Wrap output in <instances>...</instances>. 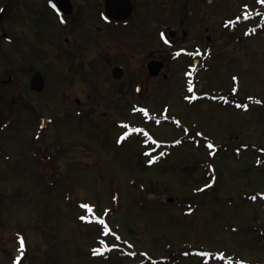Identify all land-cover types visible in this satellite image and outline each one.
I'll list each match as a JSON object with an SVG mask.
<instances>
[{
    "label": "rangeland",
    "instance_id": "1",
    "mask_svg": "<svg viewBox=\"0 0 264 264\" xmlns=\"http://www.w3.org/2000/svg\"><path fill=\"white\" fill-rule=\"evenodd\" d=\"M176 5H153L147 16L142 15L154 26L169 23L170 30L178 32L177 42L163 47L153 36L151 44L147 40L141 46L131 67L123 58L126 54L122 47L112 53V59L130 68L127 82L114 84L105 64L89 60L88 78L94 89L84 108L96 101L100 102L98 110L83 108V114L90 113L81 119L71 109H60L66 112L64 117L48 107L36 108V119L48 117L53 122L44 131L37 122L33 128L36 125L39 131L37 137L43 135L56 164H49L48 157L41 161L36 156V178L27 165L19 175L3 172L6 178L21 176L16 182L23 181L30 192V198L17 204L14 216L6 220L9 244L7 249L1 248L8 261L15 254L11 231L17 228L25 233V264H119L116 253L128 250L122 245L106 246L104 252L94 253L103 244L97 242L100 233L109 237L104 240L118 243L117 237L131 247L147 250L152 257H163L165 249L176 250L185 242L196 246L193 237L198 234L203 250L223 247L248 260H264V236L253 231L258 225L250 219L253 210L259 208L241 197L254 187L264 190V166L253 167L252 152L239 158L224 157L216 167L218 180L206 177L210 180L208 188L204 187V168L196 169L210 155L201 148L210 147L207 143L250 142L264 148L263 118L254 112L222 109L209 99L214 94L225 98L228 91H236L237 96L242 92L250 98L257 94L264 101V21H245L247 13L240 17L243 6L254 15L264 9V4L257 0H180ZM227 19L236 28L227 27ZM180 20L183 29L178 25ZM141 39L138 32L139 45L144 44ZM130 45L135 46L134 42ZM194 45L202 50L210 47L203 52L208 56L207 63L199 74L190 70L187 77L184 73L189 60H174L173 55L175 50ZM150 58H163L165 62L155 78L144 74ZM193 74L199 84L197 91L190 92L195 84ZM139 84L145 88L146 99L142 103L132 101L140 111L132 116V102L125 94L133 93V86ZM25 98L34 101L28 93ZM230 127L234 131L228 134ZM31 132L28 123L15 135L24 141ZM40 145L43 148L42 142ZM53 166L60 170L44 171ZM14 181L10 178L11 185ZM189 195L197 207L191 216L179 207L181 198ZM168 199L174 201L169 203ZM81 217L86 219L84 225L77 221ZM235 223L242 229L248 227V231L230 237L224 227ZM253 240L259 247H252L257 244Z\"/></svg>",
    "mask_w": 264,
    "mask_h": 264
},
{
    "label": "flooded vegetation",
    "instance_id": "2",
    "mask_svg": "<svg viewBox=\"0 0 264 264\" xmlns=\"http://www.w3.org/2000/svg\"><path fill=\"white\" fill-rule=\"evenodd\" d=\"M150 3L152 5H148ZM176 4L180 5V0H0V264H25L24 254L16 255L22 252L24 247L23 230L17 228L11 231L15 246L12 250L15 254L10 261L4 256L1 247L7 249V243L9 244L6 220L14 216L13 211L17 204H23L30 198L29 187L25 188L23 181L19 184L16 182L21 176H10L15 180L11 185L10 178H6L4 173L22 174L27 165L36 178V125L33 128L36 124V108L48 107L55 111V115L64 117L66 112H61L60 109H71V112L90 108L93 112L98 110L100 102L96 101L90 107L84 108V105L90 102L89 93L94 89L90 87L92 82L88 78L89 60L105 64V72L114 84L127 82L130 68L112 59V53H117L122 47L123 53L126 54L123 58L128 59V65L131 67L132 59L136 58L141 46L146 45L147 40L151 44L153 36L163 47H167L169 42H177L178 32L170 30L169 23L154 26L150 22L146 23L142 15L147 16L148 9L153 5L167 7ZM178 25H181V20ZM181 28L183 29L182 25ZM138 32L144 43L142 45L137 41ZM171 32L175 34L170 37ZM131 42H134V47L130 45ZM149 54L151 57L154 55L152 52ZM159 63H162L160 75L165 66L163 58H150L145 64L144 74L150 76V69ZM118 67L123 69V76L115 80L111 73ZM130 74H133V70ZM36 75L40 77L41 83L43 82L42 86L35 84ZM136 87L137 85L133 86V93L127 91L125 94L130 103L138 97ZM229 92L225 94V98L212 95V103L222 109H233L237 113L254 112L258 118H262L261 110L264 108L253 107L249 111L247 105L250 101H258L257 94L250 98L249 94L243 92L240 96L236 95V91L230 94ZM27 93L34 101L28 102L25 98ZM145 93L142 85L139 97L142 96L143 101L146 99ZM131 104V108H134L135 102ZM74 105L83 107L73 108ZM41 118L38 116L37 120ZM227 118L229 119V114ZM28 123L32 132L24 141L20 140L15 132ZM232 131L234 130L230 127L227 133ZM230 143L224 150L225 155H214L211 160L210 167L214 176L217 164L224 157L232 159L228 157H232L236 152L240 153V157L244 153L252 152L255 155L253 167L264 166V151L260 144H256L254 149H248L245 144L240 145L236 141ZM261 199L262 202L254 195L242 201L259 208L253 210L250 219L253 218L254 224L258 225L254 226L253 231L263 237L264 199ZM236 225L238 230H235L234 235L230 234V237L248 231V227L242 229ZM199 239L200 235L194 234L193 241L197 242V245L186 247L197 250L191 255L183 253L186 251L182 245L185 242L179 246L180 260L156 264H181L183 260L188 259V264H264L261 257L248 260L235 251L228 253L223 247L220 250H209L205 254L198 245ZM253 242L257 243L256 240ZM252 247L259 245L257 243ZM206 256L210 259H206ZM137 264L153 263L140 261Z\"/></svg>",
    "mask_w": 264,
    "mask_h": 264
},
{
    "label": "water",
    "instance_id": "3",
    "mask_svg": "<svg viewBox=\"0 0 264 264\" xmlns=\"http://www.w3.org/2000/svg\"><path fill=\"white\" fill-rule=\"evenodd\" d=\"M161 68V65L155 66L152 71V74L156 75V73H158L159 69Z\"/></svg>",
    "mask_w": 264,
    "mask_h": 264
},
{
    "label": "snow or ice",
    "instance_id": "4",
    "mask_svg": "<svg viewBox=\"0 0 264 264\" xmlns=\"http://www.w3.org/2000/svg\"><path fill=\"white\" fill-rule=\"evenodd\" d=\"M81 219H83V217H81Z\"/></svg>",
    "mask_w": 264,
    "mask_h": 264
}]
</instances>
